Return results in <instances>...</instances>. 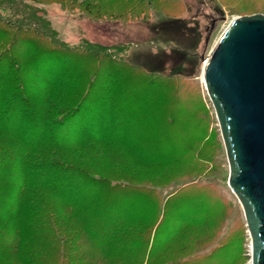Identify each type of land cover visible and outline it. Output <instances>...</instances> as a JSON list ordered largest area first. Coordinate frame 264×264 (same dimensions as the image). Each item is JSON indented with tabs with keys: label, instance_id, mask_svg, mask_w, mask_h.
I'll list each match as a JSON object with an SVG mask.
<instances>
[{
	"label": "trees",
	"instance_id": "trees-1",
	"mask_svg": "<svg viewBox=\"0 0 264 264\" xmlns=\"http://www.w3.org/2000/svg\"><path fill=\"white\" fill-rule=\"evenodd\" d=\"M49 3L123 23L152 7L144 0H0V169L8 171L0 179V264L190 263L197 254L188 258L183 243L210 210L189 209L201 190L180 198L192 186L167 196L156 187L185 182L179 171L168 183L157 173L183 160L158 151L166 112L155 126L134 122L136 102L152 96L176 104L184 87L109 47H69L39 7ZM74 121L75 139L62 141L60 131ZM197 147L190 156H200ZM48 149H69L70 158H46ZM91 154L119 162L97 170L76 160ZM164 224L172 236L156 245Z\"/></svg>",
	"mask_w": 264,
	"mask_h": 264
},
{
	"label": "rangeland",
	"instance_id": "rangeland-1",
	"mask_svg": "<svg viewBox=\"0 0 264 264\" xmlns=\"http://www.w3.org/2000/svg\"><path fill=\"white\" fill-rule=\"evenodd\" d=\"M144 1L152 2V7L147 10L146 16L142 15L132 23L93 21L79 11H66L54 3L39 7L43 8L52 27L58 31L59 38L69 47L74 48L85 42L109 47L118 55L113 54L127 63L141 67L153 76L172 79L174 82L177 80L182 84L184 91L176 104L169 98L159 101L152 96L135 104L136 123L143 124L146 118L149 124L155 126L166 112L168 119L165 117L164 136L160 138L158 151L169 149L183 158L178 165L167 166L157 173L162 176L161 181L168 183L172 180L171 175H179L176 173L179 171L184 174L179 180L184 179L185 182L165 184V187L157 184L156 187L162 188L163 195L167 196L180 187L192 186L183 190L180 198L201 190L203 195L197 196L189 209L205 207L210 210L209 216L200 220V224L183 243V246L187 245L188 258L191 254L193 257L197 254L188 264H251V241L243 210L228 186V161L216 115L205 89L203 69L212 49L230 23L244 16L264 15V0ZM214 23V30L211 31ZM209 34L210 40L206 44ZM156 106L162 109L158 113ZM170 119H173L172 124L168 122ZM76 122L60 131L62 141L75 139L79 127ZM2 141L1 135L0 152L6 151ZM198 144L202 145L200 156L196 158V152L190 156L193 148L198 150ZM70 152L69 149H48L46 158H70ZM86 153L92 151L83 154ZM76 160H80L83 166L97 170L108 161L112 160L113 164L119 162L118 159L105 158L100 154ZM3 169H0L3 171L0 179L6 181L8 171L4 172ZM114 171H117L116 168ZM175 228L172 227L173 230ZM171 234V228L164 224L157 233L155 244H163L171 238ZM216 248L219 253L217 250L211 256ZM90 249L94 251L91 246ZM170 259L175 260L176 257Z\"/></svg>",
	"mask_w": 264,
	"mask_h": 264
},
{
	"label": "water",
	"instance_id": "water-1",
	"mask_svg": "<svg viewBox=\"0 0 264 264\" xmlns=\"http://www.w3.org/2000/svg\"><path fill=\"white\" fill-rule=\"evenodd\" d=\"M203 81L226 152L228 186L248 229L251 264H264V15L230 23L206 60Z\"/></svg>",
	"mask_w": 264,
	"mask_h": 264
},
{
	"label": "bare ground",
	"instance_id": "bare-ground-1",
	"mask_svg": "<svg viewBox=\"0 0 264 264\" xmlns=\"http://www.w3.org/2000/svg\"><path fill=\"white\" fill-rule=\"evenodd\" d=\"M205 64H206V62H205ZM205 66V65H204Z\"/></svg>",
	"mask_w": 264,
	"mask_h": 264
}]
</instances>
